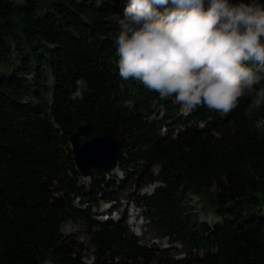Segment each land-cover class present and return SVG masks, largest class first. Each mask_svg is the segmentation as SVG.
<instances>
[{
	"label": "trees",
	"instance_id": "obj_1",
	"mask_svg": "<svg viewBox=\"0 0 264 264\" xmlns=\"http://www.w3.org/2000/svg\"><path fill=\"white\" fill-rule=\"evenodd\" d=\"M128 2L0 0V264H185L139 245L122 221L89 215L101 198L154 180L134 201L158 230L207 249L200 264H264V107L246 115L242 97L227 115L202 106L184 115L174 97L121 78L114 41ZM81 78L87 89L73 99ZM82 123L120 141L122 179L92 169L84 182L68 143ZM173 125L184 126L175 138ZM212 186L224 199L210 194L202 208L217 218L198 220L187 196ZM70 218L83 219L87 244L62 233Z\"/></svg>",
	"mask_w": 264,
	"mask_h": 264
},
{
	"label": "clouds",
	"instance_id": "obj_2",
	"mask_svg": "<svg viewBox=\"0 0 264 264\" xmlns=\"http://www.w3.org/2000/svg\"><path fill=\"white\" fill-rule=\"evenodd\" d=\"M16 5L21 0H13ZM207 5V6H206ZM119 75L182 109L264 107V4L259 0H129L118 20ZM73 99H83L84 79Z\"/></svg>",
	"mask_w": 264,
	"mask_h": 264
},
{
	"label": "water",
	"instance_id": "obj_3",
	"mask_svg": "<svg viewBox=\"0 0 264 264\" xmlns=\"http://www.w3.org/2000/svg\"><path fill=\"white\" fill-rule=\"evenodd\" d=\"M80 138H83L80 141ZM74 168L86 176L92 169L109 172L114 169L123 155V148L117 139L107 133L89 136V126L82 123L68 137ZM224 194L216 193V200L222 201Z\"/></svg>",
	"mask_w": 264,
	"mask_h": 264
},
{
	"label": "rangeland",
	"instance_id": "obj_4",
	"mask_svg": "<svg viewBox=\"0 0 264 264\" xmlns=\"http://www.w3.org/2000/svg\"><path fill=\"white\" fill-rule=\"evenodd\" d=\"M48 83H50V79H48L47 81ZM182 112H184V110H181ZM158 171V166L157 165H153L151 167V172L152 174H157ZM116 175L118 178V170L116 169L113 173H108L106 174L107 177H111V175ZM88 176L83 177L84 182L86 183L88 180ZM144 187H148L144 186ZM143 190V188L141 190H139V193H141ZM218 192V189L216 186H212L209 190H206V192H202V194L200 195H196L193 193L188 194L187 196V203L190 205H194L196 208L197 216H198V220H207V218H217V216L211 212L210 210L208 211H204L202 206L205 203L203 198H208L210 194L215 195ZM127 192H123V194L125 195ZM215 198V197H214ZM102 207H104V203L101 204L100 208H92L91 209V214L93 212H98L100 211V209H102ZM92 216V215H91ZM142 235H141V240L142 242L148 240L149 238L158 235V233L156 232V230L148 225V224H142V226L140 227ZM264 230V227H263ZM61 231L62 233H64L65 235H68L80 242H82L83 244H87L88 243V235L86 232V227H85V223L83 221V219L78 218V219H73L70 218L67 221H65L62 226H61ZM169 252L171 254H174L176 257H183V252H182V248L179 244H176V249L173 250L172 248H169ZM204 250H200L199 252H196V254L194 253H190L188 255H186L188 264H200V261H195L194 257H200L203 254ZM84 260L86 262H90L91 258L90 257H84ZM150 264H156L155 260L152 261Z\"/></svg>",
	"mask_w": 264,
	"mask_h": 264
}]
</instances>
